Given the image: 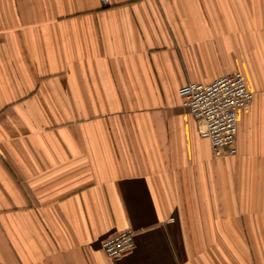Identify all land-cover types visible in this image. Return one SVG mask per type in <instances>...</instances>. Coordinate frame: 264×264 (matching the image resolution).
I'll list each match as a JSON object with an SVG mask.
<instances>
[{
	"label": "crops",
	"instance_id": "crops-1",
	"mask_svg": "<svg viewBox=\"0 0 264 264\" xmlns=\"http://www.w3.org/2000/svg\"><path fill=\"white\" fill-rule=\"evenodd\" d=\"M236 71L214 157L178 91ZM0 151V264H264V0H0Z\"/></svg>",
	"mask_w": 264,
	"mask_h": 264
},
{
	"label": "built area",
	"instance_id": "built-area-1",
	"mask_svg": "<svg viewBox=\"0 0 264 264\" xmlns=\"http://www.w3.org/2000/svg\"><path fill=\"white\" fill-rule=\"evenodd\" d=\"M108 4L109 0H100ZM244 75L233 72L210 83H189L178 91L182 105L198 121L204 123L201 135L212 144L214 157L236 154L239 111L249 108L254 92L248 88ZM0 151V160L2 158ZM135 232L122 231L103 243L110 259H117L134 247Z\"/></svg>",
	"mask_w": 264,
	"mask_h": 264
}]
</instances>
